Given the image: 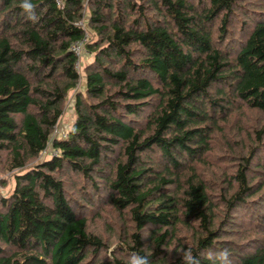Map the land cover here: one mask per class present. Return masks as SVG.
I'll return each instance as SVG.
<instances>
[{"label": "trees", "instance_id": "trees-1", "mask_svg": "<svg viewBox=\"0 0 264 264\" xmlns=\"http://www.w3.org/2000/svg\"><path fill=\"white\" fill-rule=\"evenodd\" d=\"M30 2L0 0V264H264V0Z\"/></svg>", "mask_w": 264, "mask_h": 264}, {"label": "rangeland", "instance_id": "rangeland-1", "mask_svg": "<svg viewBox=\"0 0 264 264\" xmlns=\"http://www.w3.org/2000/svg\"><path fill=\"white\" fill-rule=\"evenodd\" d=\"M90 59V56L86 53H83L80 57V60L78 62V68L80 70V72L83 74V69H84V65L88 62V60ZM83 84V79L80 80V84L78 87L81 88ZM7 85H9L8 87V93L14 94V93H19L22 92L24 90H26V87L23 86L18 80L13 79L11 80ZM77 90V88L75 89ZM7 93V94H8ZM68 99L65 101V112H64V116L60 119L59 123L57 124L56 128H55V135L56 136H62L68 129L73 117H74V113H73V90L72 92H70V94L68 95ZM252 114V111H251ZM249 115V119H242V120H246L245 122H251L252 120V115ZM239 114H237L238 116ZM252 116V117H250ZM241 118H244L243 115L240 116ZM251 118V119H250ZM241 120V121H242ZM237 121V120H236ZM238 122V121H237ZM14 171L13 170H8V171H4V172H0V191L3 194H8L13 186H14ZM2 179H5V181H7L6 185H3L2 183ZM111 220V223L115 226V229L108 235L111 238V246H110V250L112 248H114L117 244V239L114 235V233L118 234L119 231H121L124 226L121 225V220L119 218V216L114 213V212H107L104 217L100 220H98L96 223H94L95 227L96 224H98L100 227H104L107 223V221ZM104 221L106 223L101 224ZM110 223V222H108Z\"/></svg>", "mask_w": 264, "mask_h": 264}, {"label": "clouds", "instance_id": "clouds-1", "mask_svg": "<svg viewBox=\"0 0 264 264\" xmlns=\"http://www.w3.org/2000/svg\"><path fill=\"white\" fill-rule=\"evenodd\" d=\"M21 7L25 11V13L28 14V19H35L34 5L30 2V0H23ZM211 258L213 260V264H217V262L218 264H232V261L230 259V251L227 248L216 252ZM181 259L183 261V264H200L199 259L193 256L190 251L183 252L181 255ZM130 264H151V261L148 256L133 254L130 260Z\"/></svg>", "mask_w": 264, "mask_h": 264}, {"label": "built area", "instance_id": "built-area-1", "mask_svg": "<svg viewBox=\"0 0 264 264\" xmlns=\"http://www.w3.org/2000/svg\"><path fill=\"white\" fill-rule=\"evenodd\" d=\"M56 2L58 4L61 5L62 0H56ZM74 51L77 53V55H79L81 57V55L83 54V42H77L74 46H73Z\"/></svg>", "mask_w": 264, "mask_h": 264}]
</instances>
